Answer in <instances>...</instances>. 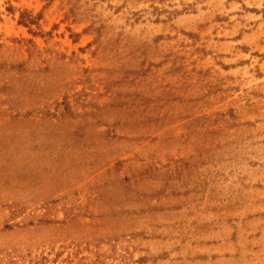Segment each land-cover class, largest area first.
<instances>
[{
	"label": "rangeland",
	"instance_id": "obj_1",
	"mask_svg": "<svg viewBox=\"0 0 264 264\" xmlns=\"http://www.w3.org/2000/svg\"><path fill=\"white\" fill-rule=\"evenodd\" d=\"M0 264H264V0H0Z\"/></svg>",
	"mask_w": 264,
	"mask_h": 264
}]
</instances>
